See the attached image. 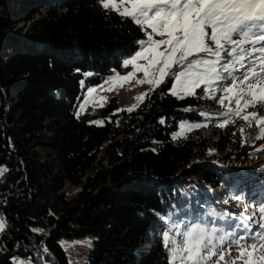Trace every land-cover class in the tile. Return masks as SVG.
I'll return each mask as SVG.
<instances>
[{"label":"trees","instance_id":"trees-1","mask_svg":"<svg viewBox=\"0 0 264 264\" xmlns=\"http://www.w3.org/2000/svg\"><path fill=\"white\" fill-rule=\"evenodd\" d=\"M143 37L99 0H0V264H70L59 241L88 235L84 264H169L165 231L179 240L189 225L229 226L232 191L259 194L254 177L240 184L239 171L209 154L235 143L259 155L236 126H218L225 112L202 114L203 89L178 99L169 79L135 111L119 112L112 98L76 116L82 83L121 71ZM182 122L209 123L219 139H174ZM67 183L79 189L73 197Z\"/></svg>","mask_w":264,"mask_h":264},{"label":"snow or ice","instance_id":"snow-or-ice-1","mask_svg":"<svg viewBox=\"0 0 264 264\" xmlns=\"http://www.w3.org/2000/svg\"><path fill=\"white\" fill-rule=\"evenodd\" d=\"M99 2L105 10L111 9L121 17L132 19L145 32L147 39L138 41L140 50L123 61L125 67L132 65L134 71L144 73V79L137 83H147L154 89L165 82L168 70L178 64L182 70L174 74L170 89L173 96L184 99L185 96L196 95V89L203 85V91L209 98H215L213 86L230 79V83L222 87L224 95L218 99L221 106L226 101L229 105L223 115L227 117L234 113L249 124L255 121L260 126L256 139L264 138V117L255 112L241 115L247 108L264 103V0ZM155 36L164 38L157 40ZM162 46L163 51L160 50ZM140 59L146 60L147 64H137ZM153 68H157V72L150 71ZM240 69L244 71L240 72ZM133 75L134 72H129L124 77H112L105 83H113L117 79L128 81ZM95 91L89 89V97ZM144 95L137 99L142 101ZM233 103L234 108L231 106ZM83 107L82 104L81 109ZM136 107L133 105L127 111ZM231 122L234 121L225 119L218 126L224 128ZM5 171L7 169L0 168V175ZM259 211L264 214V207ZM261 220H264V215ZM3 228L4 222L0 218V231ZM259 229L253 231L245 226V234L236 236L233 232L235 238L232 239L229 235L218 236L216 228L207 229L197 224L177 232L176 235L181 237L179 240L175 235L170 236L171 229L165 231L163 244L170 255L169 264H237L238 260L242 264H264V223L259 224ZM228 240L231 243L225 250L223 245ZM232 245L238 249V256H232Z\"/></svg>","mask_w":264,"mask_h":264},{"label":"rangeland","instance_id":"rangeland-1","mask_svg":"<svg viewBox=\"0 0 264 264\" xmlns=\"http://www.w3.org/2000/svg\"><path fill=\"white\" fill-rule=\"evenodd\" d=\"M19 27H22L24 30L23 25H20ZM27 27H25V30L27 29ZM147 31H151V30L148 29ZM143 33H144V37L142 40H146L147 37L145 35V32L143 31ZM154 38L158 40L164 37L155 36ZM160 50L163 51L164 46H162ZM192 58L194 57H190L189 59ZM136 63L139 65H146L147 61L140 59ZM157 70H158L157 68H153L150 71L155 73L157 72ZM181 70L182 69L178 64L170 68L168 70V75L165 77L164 83H166L169 79L173 80L174 74ZM243 71L244 69H240V72ZM257 71H259V68H257ZM129 72H134V75L133 77L129 78L128 81H122L120 79H117L113 83H105L112 77H117V76L124 77ZM236 75H239V73ZM143 79H144V73L142 71H134L132 65L125 67L123 64L121 71H115L113 74L109 75L106 78L104 83L101 84L103 85V87L99 85V86L86 88L85 84L82 83V89L85 91L82 94V100L78 102L76 109V116L82 117L85 114L96 113L99 110H101L103 107H105L112 98L118 99L119 112L122 111L132 112V111H127V109L131 108L133 105H137V107L133 110L135 111L146 101L147 96L151 91H153L156 88H159L164 84L162 83L158 87H155L153 89V86L147 83H143V84L137 83V81ZM229 83L230 80L227 83L221 81L219 84L213 86L216 89L215 93L213 94L215 98H209V95L203 91L202 93L203 105L201 107L203 108L202 114L206 115L207 112L214 113L221 111L223 113L227 111V108L229 106L227 101L225 102L224 106H221V104L218 102V99L219 97L224 95V93L222 92V87L227 86ZM203 87L204 86L202 85L201 88L196 89V95H197V91L203 89ZM89 89H96V91L93 92L90 97H89ZM142 94L145 95L143 100L140 101L137 99V97L141 96ZM196 95H192V96H196ZM185 97H189V96H185ZM86 99L88 100L87 103H85ZM82 104L84 105L83 109H81ZM231 106L234 108L235 107L234 103ZM248 112H255L258 113L260 117H264V103H257L255 106L247 108L241 115L247 114ZM232 114L233 115L231 117H228L229 116L228 115L227 116L228 118L225 116V118L222 119L220 123H222L225 119L234 121L229 123V125L236 126L237 129L239 130V135H240L239 137H242L243 139H247V141L250 142L249 144H253L252 146L253 149L251 148L252 149L251 152H258L259 155L257 157H249L250 151L239 150L237 144L235 143H233L229 147V149L225 151H221L215 148L214 150H210L209 154L216 155L221 159H225V162L223 163L224 165L230 166L233 171H239L243 178L240 184L243 183L244 180L247 181L245 179L247 176L254 177L255 180L259 182L258 184H259L260 192L258 195H256V197L246 199L244 196L241 199L238 197L236 193H234L235 191H232L231 197L229 199L232 201V204H230L229 202L226 203V205L229 206L228 208H226L227 211L230 210V213L233 216V219L231 218L233 221L229 223L230 225L223 226L217 224L215 226H208L207 224L204 223V226L205 227L208 226L207 229L216 228L218 236L229 235L232 239H234L235 236H232L233 232H235L236 236H241L245 234L244 232L245 226L251 228L253 231H257L260 230L259 224L264 223V220H261V216L264 214H262L259 211L261 207H264V138L256 139V137L259 135L260 126L257 125L255 121H252L251 124H249L239 116L234 115V113ZM101 124H103V122L99 123L98 125ZM208 124L209 123L199 124V123H191V122H182L180 123L179 130L176 133H174L173 137L174 139H179V138L181 139L187 137L191 133H197L201 135L203 138L211 139L212 141H217L220 136V129L211 128L209 127ZM192 125H200V127H190ZM241 129H243V132H241ZM236 154H239V156L236 158L237 161L235 163L228 162L229 155L234 156ZM0 168H4V167L0 166ZM6 177H7L6 172H4L3 175H0V183ZM78 190L79 189L77 187H73L69 183L66 184L65 191L70 194V197H73ZM248 217H252V219L249 220ZM0 218H2L1 214H0ZM238 225L239 227H237ZM191 226L193 225L187 226L184 229V231ZM5 228H6V224L4 223V228L2 231H0V234L4 232ZM95 240H96L95 236L88 235L83 238H77L75 240L62 238L59 242L62 248L64 249V251L66 252L70 264H84L89 260L90 251L94 246ZM230 243L231 240L226 241L225 244L223 245V248L227 250L229 248ZM34 247L37 251H39L37 246ZM231 254L233 257L238 256L239 254L238 249L234 245H232L231 247ZM41 258L42 257H40V259ZM13 264H33V262L27 259L19 258L14 260ZM237 264H242V262L238 260Z\"/></svg>","mask_w":264,"mask_h":264},{"label":"water","instance_id":"water-1","mask_svg":"<svg viewBox=\"0 0 264 264\" xmlns=\"http://www.w3.org/2000/svg\"><path fill=\"white\" fill-rule=\"evenodd\" d=\"M41 264H46V262L43 260V258L40 259Z\"/></svg>","mask_w":264,"mask_h":264}]
</instances>
